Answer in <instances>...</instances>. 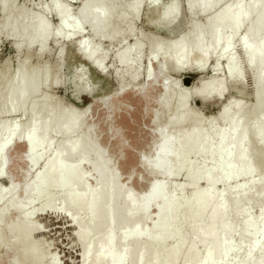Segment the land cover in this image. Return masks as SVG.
I'll return each instance as SVG.
<instances>
[{"label":"bare ground","instance_id":"obj_1","mask_svg":"<svg viewBox=\"0 0 264 264\" xmlns=\"http://www.w3.org/2000/svg\"><path fill=\"white\" fill-rule=\"evenodd\" d=\"M105 1L82 0L77 9V18L72 22L67 19V10H58L56 14L58 23L61 27H68L72 33H76L80 31L77 29L86 21L89 24L92 37H95L102 33L107 26V19L116 11V8L122 7L121 3L113 0V5H110L108 14L105 16L103 9ZM0 2L4 7L5 0H0ZM185 2L187 4L188 0ZM212 2L218 7L207 12L200 9L196 13L204 16L203 25L197 27V24L194 23L191 29L184 31V34L178 35L177 39L168 43L166 47V51L169 53L168 61L158 66V69L161 73L167 69L176 72L209 73L208 77H201V75L197 85L191 91H184L178 97V108H181L187 98L192 95L202 100L215 98L220 100V106L214 117L209 120L207 132L201 129L197 118L187 115L184 111L160 127L158 139L154 142L155 147L152 156L155 153H160L163 170L154 171L151 174L162 175V180L149 183L146 197L134 195L127 191L124 184L118 183L102 153L95 147L88 145L91 139L89 132L84 131L81 137L73 138V134L81 128L80 116L87 111L86 109L74 112L70 108H64L58 111L56 115L53 107L37 109L34 96L40 81L38 74L33 73L26 81H24L22 73L14 77L11 83L12 87L6 91L4 98L0 100V111L14 113L24 107L28 99L32 102L27 107L28 117L22 126L8 127L5 122H0V135L7 133L9 135L8 142L23 143L27 154L25 161L30 166H34L44 151L50 148L52 130L61 133L64 140L50 153L42 165L40 174L32 182H22L19 197L16 194L17 187L13 183L7 182L6 188L7 193L10 194V199L5 208L0 206V237L4 229L8 238L16 236L18 232L25 239L33 234L36 230L35 227L25 223V229L21 230L16 222L10 221L5 224L6 217L11 211L26 209L35 199V195L40 197L43 189L49 187L63 192V203L60 210L68 215L70 225L73 227V237L81 246V264H104L105 262L127 264L129 254H134L135 264H175L180 254L196 256L197 239L201 240L204 252L195 264H203L206 259L214 258L219 261L221 259L220 253L226 248L232 247L230 236L236 231V226L232 224L231 217L228 215V208L236 212L242 207V200L246 196L254 195V197L261 199L259 220L255 222L250 216H244L240 223L241 230L245 236V233L251 229V239L246 246L245 257L241 259V253H237L233 258L246 261L250 258L249 249H251V259L255 261V264H260L261 260L264 259V254L261 253L259 247V242L264 240V221L260 219V209L264 207V181L261 182L256 192L253 189L255 185H258L259 180L257 179H252L249 183L233 189L228 188L227 192L233 194L230 204L225 203L223 192L214 194L213 185L220 180L228 186V183L235 177L252 171L250 154L247 151L245 139L247 120L243 119L241 114L236 113L240 110L239 99H234L230 95L227 96L226 91L229 84H237L241 88L243 87L238 63L234 57L229 55L232 42L241 28L236 26L235 17L243 11L248 13L244 23L249 20L250 23L238 41L246 64L253 72L252 84L254 87V108L251 111L253 121L250 123V133H247V136L251 137L253 144H256L253 135L254 130L264 121V114L261 116V111L264 108V21H262L261 13L264 12V9L259 7L260 0H212ZM140 5L141 0H134L127 9L135 17L138 15ZM241 5L243 8L239 7ZM123 14L117 15V21L124 20ZM17 23L16 18H6L5 26L11 31H16ZM25 29L26 26H22L19 28V32H24ZM46 32L48 38L50 36L54 39L57 38L56 33H50L47 26L42 21L37 20L34 22V27L26 44L30 46L39 43V50L41 51L42 46L44 48L47 41L44 38ZM204 34L207 36V42L203 41ZM69 36L71 37L67 34L63 36V39L69 40ZM182 37L183 40H181ZM246 38L247 44L245 43ZM229 41H231V45ZM225 48H229V51L225 52ZM83 49L84 58L90 61L93 53L89 46L85 44ZM131 52L135 53L134 60L138 61L141 57V51L137 40L125 45L116 52L114 57L118 64L124 68L123 72L127 74L129 82L134 83V80L138 78V71L136 67L134 69L131 67L130 57L134 55ZM149 56L150 59L157 56L154 47H150ZM221 60L223 61L222 65L220 64ZM92 65L101 67L100 62H93ZM220 71L224 72V76H221ZM152 75L151 71L147 69L145 74L147 82L138 88L133 87L135 94L146 97L147 86L153 82L151 81ZM129 84L120 85L119 91L125 92L124 90ZM85 85L80 88L82 92L86 91ZM168 89L163 83L162 95L168 93ZM229 102L234 103L230 104ZM85 108L88 109V107ZM42 110V117L38 119ZM163 110L167 112L168 108L163 106ZM54 115L56 116V124L51 130ZM214 120L221 121L222 127L217 128ZM185 122L190 124L183 131ZM33 125L37 128L38 142L30 145L26 133ZM170 127L177 129L173 135L168 134ZM18 129L24 130L23 139ZM161 129L164 130L163 134ZM212 137L215 138L214 143H211ZM30 150L31 156L29 157ZM196 152L210 153L216 157L217 162L212 163L211 166H199L190 162L188 160L189 155ZM89 157H91L90 161ZM86 161H89V171L94 174L95 184L93 187L87 185V174L81 169L82 164ZM3 165L4 162L2 161L0 169H3ZM182 168L186 170L187 185L194 187L196 179L201 178L205 181L206 186L202 190L193 188L190 199L182 202L183 209L195 213L193 220L195 221L197 218L199 224L194 227L186 247L178 246L169 252L168 249L160 246L167 240L180 238L177 229L180 219L176 212L182 198L173 195L177 189L167 188L166 180L177 174ZM215 173H218V176ZM2 177L0 176V179ZM37 180L41 181V189H38V194H36ZM154 184L159 185L155 192H153ZM40 206L52 209L48 198ZM150 206H155V219L151 221L149 226L142 227V223L149 219L148 210ZM31 213L32 210L26 212L27 218ZM138 213H141V217L136 219ZM95 228V238L90 242V233ZM143 236L148 238L145 244L141 243ZM241 243L243 244V240L236 244L239 246ZM9 245V242L2 245L0 239V247H3L5 253L8 252ZM16 251L17 253H25L33 264H39L42 260V255L37 247L27 249L22 244L18 246ZM210 252L212 256H209Z\"/></svg>","mask_w":264,"mask_h":264},{"label":"rangeland","instance_id":"obj_2","mask_svg":"<svg viewBox=\"0 0 264 264\" xmlns=\"http://www.w3.org/2000/svg\"><path fill=\"white\" fill-rule=\"evenodd\" d=\"M81 1L5 0L4 7L0 2V100L4 98L6 91L12 87L11 83L18 74H23L24 81L28 80L33 73L38 74L40 81L34 96L37 109L53 107L55 115L64 108H70L74 112L86 109L87 111L80 116L81 128L73 134V138L81 137L84 131L89 132L91 139L88 145L95 147L102 153L118 183L124 184L127 191L134 195L146 197L149 183L160 182L162 175L138 171L135 177H130L128 169L139 157L143 155L152 156L155 147L154 142L158 139L160 127L184 111L187 115L197 118L201 129L207 132L209 120L216 114L220 100L215 98L202 100L192 95L187 98L181 108L177 107L178 97L184 91H191L197 85L201 75V77H208L209 73L176 72L172 69H167L164 73L159 72L158 66L168 61L169 53L165 48L164 53L150 59L149 53L150 47H154L153 41L163 39L169 43L177 39L178 35L184 34L188 28L182 31L183 33L176 34L171 29L159 27L155 22L162 15L163 8L158 7L155 0H141L138 15L135 17L127 9L134 0H114L121 3L122 7L116 8V11L107 19V26L102 33L95 37H92L89 24L86 21L77 29L80 31L72 33L68 27H61L56 18L58 10L65 9L68 12V21L76 20L77 9ZM168 2L171 0H161V3ZM111 4L113 5V0H106L103 4L105 16L108 14ZM57 5H61V7H57ZM119 13H124V20L121 22L117 21ZM6 18L17 19L16 31H11L5 26ZM37 20L42 21L50 33H61L56 39L52 36L47 39L44 51L39 50V43L30 46L26 44L34 27V22ZM204 22V16L195 14L196 24L203 25ZM249 23L250 20L241 26L229 52V55L234 57L238 63L243 87L241 88L237 84H229L226 91L227 96H233L234 99L240 101V110L236 113L241 114L243 119L247 120L246 134L250 133V123L253 121L251 119V111L254 108L253 72L246 64L238 38L245 33ZM22 26H26V29L24 32H19V28ZM67 34L71 35V38L64 40L63 36ZM136 40L140 47L141 57L135 61V53L131 52L134 54L130 57L131 67L133 69L136 67L138 71V78L132 83L129 82L127 74L123 72L124 68L118 64L114 55L125 45ZM203 41L207 42L206 34L203 35ZM85 42L93 53L90 61L86 60L83 55ZM93 62H100L101 67H95L92 65ZM220 64H223L222 60ZM80 68L84 69V72L78 75L77 70ZM147 69L153 74L151 79L153 82L147 86V93L144 98L137 93L135 94L133 87L138 88L147 82L145 76ZM117 71L118 73H116ZM220 74L224 76L223 71H220ZM58 75L60 83H57ZM81 76L84 77L83 80H81ZM83 82L84 84H82ZM125 83L129 84L127 89L124 90L125 92H120V85ZM163 83L169 88L165 95H162ZM83 85L86 86V91L82 92L80 88ZM89 85L91 88L88 87ZM74 89L79 90L74 92ZM87 90L89 91L87 92ZM31 102L32 100L28 99L24 107L14 113L0 111V122H5L8 127L22 126L28 117L27 107ZM163 106L168 108L167 112L163 110ZM170 108L172 109L169 110ZM42 114L43 110L38 119L42 117ZM263 114L264 108L261 111V116ZM55 115L51 122V130L56 124ZM189 124V122H185L182 130L185 131ZM214 124L217 128L222 127V122L219 120H214ZM176 131L177 129L174 127L168 128L169 135H173ZM63 140L64 136L61 133L52 130L50 148L44 151L34 166L28 165L25 161L27 154L23 143L18 141L8 143L5 158H0V165L3 161V170L7 173L0 179V206L2 208L8 205L10 199V194L5 191L7 182H11L17 187L16 194L19 197L22 182H32L40 174L43 163ZM8 141L9 135L7 133L0 135V143ZM214 142L215 138L212 137L211 143ZM254 146L251 137L247 136L246 148L250 154L251 173L235 177L228 183V186L220 180L213 185L215 195L224 193L226 204L231 203L233 196L232 193L227 192L228 188L233 189L249 183L252 179H257L259 180L258 185H255L253 189L256 192L261 182L264 181V170L260 169L254 158ZM90 159L91 157H89V161ZM188 160L199 166H211L212 163L217 162L214 155L205 152L192 153ZM89 161L83 163L81 169L87 174V185L93 187L95 178L94 174L89 171ZM186 181L187 176L184 168L166 180L167 188L177 189L173 195L182 198L176 212L180 219L177 228L180 238L167 240L160 246L168 249L169 252L178 246L186 247L194 227L199 224L197 218L195 221L193 220L195 213L183 209L182 202L190 199L193 188L202 190L206 183L199 178L196 179L194 187H191L186 184ZM37 184L36 194H38V189H41V181L37 180ZM46 198L50 199L52 209L40 206L46 201ZM260 202L259 197L248 195L242 200V207L236 212L228 208V215L231 217L232 224L236 226V231L232 233L230 239L231 241L235 240L236 243L243 240L245 246L244 252L241 253V259L247 253L246 246L251 239L252 231L250 229L244 236L240 223L245 215L250 216L255 222L259 220ZM62 203L63 192L61 190L45 187L42 195L40 197L35 195V199L26 209L9 212L5 224L10 221L16 222L18 227L24 230L25 223H28L36 230L26 239L19 232L16 236L8 238L4 233L5 229L2 230L1 244L4 245V243L8 244L9 242L10 245L7 253L3 247H0V264H33L25 253H17L16 249L22 244L27 249L37 247L42 255L39 264H81V246L73 237V227L70 225L68 215L60 210ZM31 210L32 213L27 218L26 212ZM148 213L149 219L142 223V227L149 226L151 221L155 219V206H150ZM234 214L236 215L234 216ZM140 217L141 213H138L136 219ZM95 231L96 228L90 233V242L95 238ZM147 239L146 236H143L141 243L145 244ZM196 250V256L180 254L175 264L185 262L195 264L197 259L202 257L204 250L199 239L196 241ZM133 257L134 254H129L126 263L135 264ZM104 264L110 263L105 262Z\"/></svg>","mask_w":264,"mask_h":264},{"label":"snow or ice","instance_id":"obj_3","mask_svg":"<svg viewBox=\"0 0 264 264\" xmlns=\"http://www.w3.org/2000/svg\"><path fill=\"white\" fill-rule=\"evenodd\" d=\"M158 7L163 8V13L160 16L159 20L156 21L157 25L161 27L162 29H171L172 31L176 32V34H179V32L184 31L186 28L191 29L193 27V24L195 23V14L200 10L203 9L206 12L208 10H214L218 5L214 4L212 0H188L187 4L185 5L184 0H171V2L168 3H161V0H155ZM57 7H61V5H57ZM243 8V6H239ZM259 7L261 9H264V0H260ZM248 13H245L241 11L236 17H235V23L237 27L243 26L245 16H247ZM202 18V17H201ZM262 21H264V12L261 13ZM199 27V25H196ZM57 37L61 35L60 32H56ZM45 39H48L47 32L45 33ZM69 38H71L69 36ZM184 38L182 37L181 40ZM154 43V51L156 52V55L159 56L160 54L165 52V48L168 46V42L163 39H155L153 41ZM245 43L247 44V38L245 40ZM87 44V42H85ZM229 44L231 45V41H229ZM42 51H44V48L42 46ZM229 48H225V52H228ZM231 70V69H230ZM84 72V69L80 68L77 70V74H81ZM50 78V77H49ZM84 77L81 76V80H83ZM57 83H60L59 75L57 76ZM89 88H91V85H89ZM79 89H74L75 91H78ZM230 104L234 102H229ZM227 110V109H226ZM21 134V138H24V130L18 129ZM164 130L161 129V133L163 134ZM256 144L254 146V158L256 163L259 164V167L261 170H264V121L261 122L259 127H257L254 130L253 133ZM27 140L29 141V144H35L37 143V128L35 125L30 127L27 130L26 133ZM245 139L247 141V134L245 135ZM8 143L4 142L0 143V158H5L6 151L8 149ZM29 157L31 156V150L28 153ZM245 159H247L245 157ZM7 163L5 159V164ZM163 165L160 160V153H155L154 156L149 155H143L139 157V159L134 162L133 166H131L129 171L130 177H135L138 171L145 172V173H151L154 171H162ZM7 173L0 169V176H5ZM143 179V177H141ZM159 185L154 184L153 185V192L157 190ZM7 191V189H5ZM261 221H264V207L260 209ZM250 214V213H249ZM70 215V213H69ZM260 251L262 254H264V240L259 242ZM245 250V246L241 243V245L237 246L236 241H232V247L226 248L224 251L220 253L221 259L217 261L216 259H206L203 264H255V261L251 259L252 250L249 249V259L248 260H240L239 258L234 259V255L237 253H243ZM209 256H212V253H209ZM260 264H264V259L261 260Z\"/></svg>","mask_w":264,"mask_h":264}]
</instances>
